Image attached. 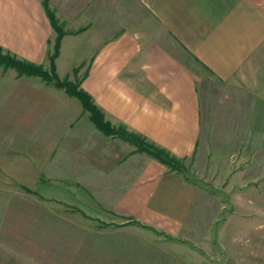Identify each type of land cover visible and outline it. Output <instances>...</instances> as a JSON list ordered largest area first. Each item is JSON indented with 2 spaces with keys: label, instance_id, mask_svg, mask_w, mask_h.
Returning a JSON list of instances; mask_svg holds the SVG:
<instances>
[{
  "label": "crops",
  "instance_id": "crops-1",
  "mask_svg": "<svg viewBox=\"0 0 264 264\" xmlns=\"http://www.w3.org/2000/svg\"><path fill=\"white\" fill-rule=\"evenodd\" d=\"M22 4L0 0V46L46 67L53 28L41 0L34 7ZM50 4L62 21L83 29L62 38L57 72L84 68L80 87L112 126L122 125L177 158H190L201 132V87L189 55L218 83L231 86L217 101L220 105L228 96L245 102L248 95L242 128L234 121L229 125L228 109L221 105L220 140L231 135L236 141L244 134L247 141L253 134L256 142L254 120L260 116L258 105L264 106V0ZM20 80L10 110L33 119L23 137H17L25 158L35 160L29 165L32 174L39 166L40 176L78 183L117 215L171 236L182 232L199 188L180 170L131 148L116 135H105L75 96L38 76ZM259 123L264 135V114ZM16 143L18 151L21 142ZM250 156L249 165L254 160Z\"/></svg>",
  "mask_w": 264,
  "mask_h": 264
},
{
  "label": "rangeland",
  "instance_id": "rangeland-1",
  "mask_svg": "<svg viewBox=\"0 0 264 264\" xmlns=\"http://www.w3.org/2000/svg\"><path fill=\"white\" fill-rule=\"evenodd\" d=\"M18 1L34 7L38 0ZM49 5L62 24L63 37L83 30L62 21L50 0ZM55 37L53 30L47 66L42 65L50 73ZM187 57L201 87V132L190 158L172 156L199 194L177 236L103 208L78 183L40 176L39 166H34L32 174L29 165L35 160L25 158L22 139H18L33 119L10 110L20 79L30 76L0 64V264H264V135L259 129L264 106L258 105L260 116L254 120L256 142L253 134L247 141L244 134L236 141L231 135L220 140L221 105L228 109L229 125L234 121L242 128L248 95L244 94L245 102L228 96L226 104L220 105L217 101L231 86L218 83L194 58ZM54 72L59 80L81 88L84 68L59 74L55 67ZM43 81L65 91L54 80ZM17 141L21 142L18 151ZM249 155L254 157L250 165ZM236 156L240 159L235 160Z\"/></svg>",
  "mask_w": 264,
  "mask_h": 264
},
{
  "label": "trees",
  "instance_id": "trees-1",
  "mask_svg": "<svg viewBox=\"0 0 264 264\" xmlns=\"http://www.w3.org/2000/svg\"><path fill=\"white\" fill-rule=\"evenodd\" d=\"M41 4L49 19L51 27L56 32V37L53 44L54 52L49 56L52 72H47L42 65L18 58L8 51L4 53L2 46H0V64L5 67H13L19 72L29 76H38L45 80H54L56 86L63 87L69 95L75 96L79 99L82 107L89 112L91 121L105 135H116L120 139L134 144L138 151H143L150 154L171 169L181 170L180 162L176 161V158L164 148L148 142L144 137L136 133L127 131L123 126H112L110 122L104 119L103 113L93 103L91 96L86 91L79 88L78 84L59 80L57 74L54 72V59L59 53L60 40L63 37L65 31L63 30L62 24L57 19L54 11L50 8L49 0H41Z\"/></svg>",
  "mask_w": 264,
  "mask_h": 264
}]
</instances>
